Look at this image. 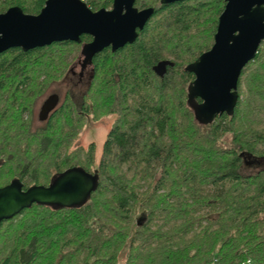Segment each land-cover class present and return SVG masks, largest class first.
<instances>
[{"label":"trees","instance_id":"16d2710c","mask_svg":"<svg viewBox=\"0 0 264 264\" xmlns=\"http://www.w3.org/2000/svg\"><path fill=\"white\" fill-rule=\"evenodd\" d=\"M46 1L0 0V15H38ZM225 4L138 0L155 14L137 41L98 54L80 101L67 93L39 127L34 99L92 38L0 55V188L49 186L71 168L99 176L81 207L35 204L3 221L0 264H264V169L244 173L247 159L264 163V41L232 115L201 123L188 103V67L212 48ZM107 114L117 117L96 164L94 144L71 145L87 118Z\"/></svg>","mask_w":264,"mask_h":264},{"label":"water","instance_id":"95a60500","mask_svg":"<svg viewBox=\"0 0 264 264\" xmlns=\"http://www.w3.org/2000/svg\"><path fill=\"white\" fill-rule=\"evenodd\" d=\"M137 1L114 0L111 9L92 11L82 0H47L38 15L12 7L0 15V55L11 49L28 52L61 42L81 44L83 36H90L92 41L82 47L83 67H87L104 50L111 48L116 52L137 41L139 32L155 14L154 8L138 9ZM180 1L183 0H162V3ZM226 1L212 48L188 67L195 75L188 89V103L196 120L205 124L213 123L223 114L234 113L242 72L256 58L264 41V0ZM57 104L58 98L52 97L43 111L49 112ZM98 183L97 174L81 168L63 172L49 186L24 189L21 181L13 180L0 188V224L35 204L81 207L96 191Z\"/></svg>","mask_w":264,"mask_h":264},{"label":"rangeland","instance_id":"374dc122","mask_svg":"<svg viewBox=\"0 0 264 264\" xmlns=\"http://www.w3.org/2000/svg\"><path fill=\"white\" fill-rule=\"evenodd\" d=\"M71 54L74 60H72L71 66L69 67V71L64 80L49 84L47 87H45L43 93L41 95H38L37 98L34 99L31 109L34 127L43 125V122L40 121L39 116L41 108L47 98L57 95L60 97L59 105H61L64 102L67 93L72 94V96H74L77 101H80L81 96L87 90L91 77L93 75V67L88 65L85 71H83L82 73L81 64L84 60V57L82 56V46L80 48H76ZM81 74H83L82 77ZM44 79L45 78L42 77L41 80L43 81ZM116 117L117 116L114 114H107L98 119H93L92 117L87 118L82 126L79 137L71 145V150H74L76 148H83L86 151L92 144H94L96 147L95 149L97 164L101 156L103 145L106 141L110 129L112 128L116 120ZM224 145L228 146L229 140L225 141ZM261 169H264V163L262 161L247 159L244 173H256Z\"/></svg>","mask_w":264,"mask_h":264},{"label":"flooded vegetation","instance_id":"af4514ba","mask_svg":"<svg viewBox=\"0 0 264 264\" xmlns=\"http://www.w3.org/2000/svg\"><path fill=\"white\" fill-rule=\"evenodd\" d=\"M226 1V0H225ZM227 2V1H226ZM137 3V2H136ZM135 6H136V4H135ZM225 6H226V4H225ZM225 9V8H224ZM224 11V10H223ZM223 13V12H222ZM83 65H84V60L82 61V64H81V66H82V73H83V71H85V69H86V67H83ZM89 66H92V65H89ZM83 76V74H81V77ZM52 97H57L58 98V104H57V106L55 107V108H53L52 110H50L49 112H48V109H46L45 111H43V108H44V106H45V104L52 98ZM54 99V98H53ZM59 99H60V97L59 96H50L49 98H47L46 100H45V102H44V104H43V106H42V108H41V111H40V116H39V118H40V121L42 122L43 120H45V119H47L60 105H59ZM51 107V106H50ZM49 108V107H48Z\"/></svg>","mask_w":264,"mask_h":264},{"label":"built area","instance_id":"2783aa9c","mask_svg":"<svg viewBox=\"0 0 264 264\" xmlns=\"http://www.w3.org/2000/svg\"><path fill=\"white\" fill-rule=\"evenodd\" d=\"M243 264H253L251 261H247L246 263Z\"/></svg>","mask_w":264,"mask_h":264}]
</instances>
